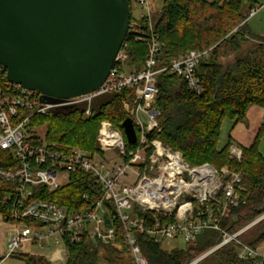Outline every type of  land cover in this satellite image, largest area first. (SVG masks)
Wrapping results in <instances>:
<instances>
[{
    "label": "built area",
    "instance_id": "obj_1",
    "mask_svg": "<svg viewBox=\"0 0 264 264\" xmlns=\"http://www.w3.org/2000/svg\"><path fill=\"white\" fill-rule=\"evenodd\" d=\"M130 3L132 18L133 4L143 12L130 23L129 33H136V38L149 47V57L141 72L129 68L124 44L107 80L95 93L50 104L42 100L40 93L8 82L6 70L0 65V150L12 156L11 167L0 168V188L3 183L16 184L0 200L11 205L10 221L0 214L1 262L15 255H28L51 264H66L68 246L80 243L85 237L104 246L112 245L117 230L109 222L111 219L122 225L123 241L135 264H148L138 245L137 231L159 244L175 240L187 244L196 241L206 230L222 232V219L231 207L240 204V193L244 191L241 172L228 166L221 169L209 164L192 166L181 152L151 139L153 133L162 131L157 108L158 75L168 71L181 76L190 90L202 93L196 69L208 52L191 51L158 69L164 45L154 30L151 0H130ZM262 8L251 9L248 20ZM2 73H5V86ZM129 91L133 93L122 101V109L136 129L135 144L128 143L124 131L108 121L101 123L98 135L101 152L69 146L56 149L47 144L40 147L29 141L34 116H48L53 111L87 104V118L92 114L95 99ZM111 152L112 157L108 155ZM242 157L243 149L233 144L230 158L241 162ZM78 173L89 175L101 186V200L69 212L38 194L62 189ZM141 214L147 216L144 221ZM148 218L151 222L146 225ZM245 231L233 236L223 232V242L208 252V256L232 241L240 245V259L262 256L237 240ZM196 261L191 264H197Z\"/></svg>",
    "mask_w": 264,
    "mask_h": 264
},
{
    "label": "trees",
    "instance_id": "obj_2",
    "mask_svg": "<svg viewBox=\"0 0 264 264\" xmlns=\"http://www.w3.org/2000/svg\"><path fill=\"white\" fill-rule=\"evenodd\" d=\"M257 6H261L260 0H164L162 10L153 18L155 33L164 45L159 55L158 69L191 51L208 52V56L200 60L196 69L202 93L190 90L181 76L168 71L158 75L157 108L161 113L159 122L162 131L153 133L151 139L181 152L192 166L209 164L216 169L228 166L233 171L241 172L244 191L240 193V204L231 207L222 219V232L206 230L183 249L175 248L168 252L162 243H156L137 231V242L148 264H191L219 246L223 242V232L233 236L264 216V155L261 152L264 127L251 147L242 148L241 162L230 158V148L234 144L230 136L227 144L219 149L225 120H230L234 125L246 118L251 106L264 107V38L251 32L247 15L248 10ZM133 21L134 18L131 19ZM249 40L258 41L259 46L246 57L237 58L233 65L225 67L222 59L240 53L243 44ZM125 44L129 66L138 72L143 71L149 57L148 45L140 42L133 32L128 34ZM1 75L5 86V73ZM132 93L109 94L95 99L92 114L87 118V104L53 111L48 116H34L29 141L40 147L46 143L56 149L69 146L92 153L101 152L98 142L101 123L108 121L123 131L122 125L128 117L123 112L122 101ZM42 126L47 127L44 139L37 133ZM11 159L10 152L0 150V168L11 167ZM15 187V183H3L0 200L9 189L13 191ZM38 194L69 212L81 210L103 196L101 186L83 173L71 176L70 183L56 192ZM108 207L113 215L110 203ZM10 213V203L0 202V214L5 216L6 221H10ZM146 217L145 214L140 215L143 221ZM147 221L146 225L150 224L149 218ZM109 222H113L117 230V238L112 245L104 246L85 237L80 243L68 246L66 264H100L101 253L115 255L113 258L105 257L110 264H135L124 244L122 225L116 220L110 219ZM254 229L251 239L244 238L245 231L237 240L258 251L264 244V219ZM239 247L237 241H232L197 264H264V256L240 259ZM15 256L27 264H51L41 257Z\"/></svg>",
    "mask_w": 264,
    "mask_h": 264
},
{
    "label": "water",
    "instance_id": "obj_3",
    "mask_svg": "<svg viewBox=\"0 0 264 264\" xmlns=\"http://www.w3.org/2000/svg\"><path fill=\"white\" fill-rule=\"evenodd\" d=\"M131 18L130 0H0V65L8 82L45 103L93 94L125 44ZM122 128L135 144L133 121Z\"/></svg>",
    "mask_w": 264,
    "mask_h": 264
},
{
    "label": "rangeland",
    "instance_id": "obj_4",
    "mask_svg": "<svg viewBox=\"0 0 264 264\" xmlns=\"http://www.w3.org/2000/svg\"><path fill=\"white\" fill-rule=\"evenodd\" d=\"M207 1L211 2L213 0H207ZM163 2H164V0H151L152 18H154L155 16H157L160 13V11L163 8ZM260 4L263 5L262 10L260 12H258L256 17L254 16L253 18H251L249 20L250 25H251L250 27L253 26L255 29H256L257 26L260 29H264V0H260ZM132 8H133V16H134V18L140 17V15L143 12L142 9L139 8L135 4L132 5ZM249 14H250V10L247 11V15H249ZM257 46H259V42L258 41L249 40L247 43L243 44L242 50H241L240 53H238L237 55H233V56L227 57L225 59H222L221 62H222V64L225 67L231 66V65H233L236 62L237 58L246 57L247 54H249V52L254 50ZM129 68H131V66H129ZM232 128H233V123L230 120H225L223 125H222V129H221V136H220V141H219V149H222L227 144L228 137L230 135V132H231ZM37 133L40 135V137L42 139H44V137H45V135L47 133V127L46 126H42V127L38 128ZM261 152L264 155V140H263V144L261 145ZM113 154L114 153L111 152L108 155L112 157ZM254 226H252L250 228H247V227L245 228L246 232L244 234V238H248V239L252 238L253 233L255 231ZM185 245L186 244H185V242L183 240L167 241V242H165L163 244V248L166 251L170 252V251H172L175 248L183 249L185 247ZM106 256H110V257L113 258L115 255L111 254V253L110 254L109 253H101L100 264H110L108 261H106V259H105ZM125 259H127V258L125 257ZM205 259H203V260H205ZM203 260H201V261H203ZM124 261L126 262L127 260H124ZM201 261H199V262H201ZM0 264H27V263H26V261H23V260L17 258V256H14V257H11V258H8V259L2 261Z\"/></svg>",
    "mask_w": 264,
    "mask_h": 264
},
{
    "label": "crops",
    "instance_id": "obj_5",
    "mask_svg": "<svg viewBox=\"0 0 264 264\" xmlns=\"http://www.w3.org/2000/svg\"><path fill=\"white\" fill-rule=\"evenodd\" d=\"M261 7H263V5H261ZM248 25L249 27L251 26L249 21ZM250 30L255 36L264 38V29H260L258 26L255 29L252 26L250 27ZM263 127L264 107L251 106L248 109L246 118L243 121L233 125L229 136L232 138L235 145H238L241 148H249L254 144L258 134L260 133V130ZM263 140L261 145L263 144ZM258 253L264 256V244L258 249Z\"/></svg>",
    "mask_w": 264,
    "mask_h": 264
}]
</instances>
